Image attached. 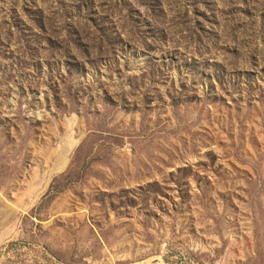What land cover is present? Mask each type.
Wrapping results in <instances>:
<instances>
[{"label": "rangeland", "instance_id": "1", "mask_svg": "<svg viewBox=\"0 0 264 264\" xmlns=\"http://www.w3.org/2000/svg\"><path fill=\"white\" fill-rule=\"evenodd\" d=\"M0 264H264V0H0Z\"/></svg>", "mask_w": 264, "mask_h": 264}]
</instances>
